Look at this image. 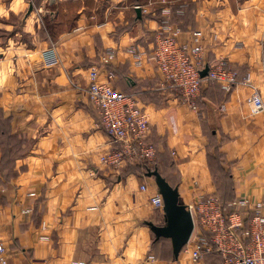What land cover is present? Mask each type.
<instances>
[{
	"label": "crops",
	"instance_id": "obj_1",
	"mask_svg": "<svg viewBox=\"0 0 264 264\" xmlns=\"http://www.w3.org/2000/svg\"><path fill=\"white\" fill-rule=\"evenodd\" d=\"M165 20L181 29L182 44L202 32L206 65L226 59L236 89L204 81L197 110L166 92L150 60ZM94 70L140 98L153 166L183 204L216 195L254 207L264 198V112L252 114L249 99L255 88L264 101V0H0V229L9 264H219L216 252L192 262L191 244L173 260L171 242L148 226L165 219L151 204L154 179L139 165L101 162L115 146L90 102Z\"/></svg>",
	"mask_w": 264,
	"mask_h": 264
},
{
	"label": "built area",
	"instance_id": "obj_2",
	"mask_svg": "<svg viewBox=\"0 0 264 264\" xmlns=\"http://www.w3.org/2000/svg\"><path fill=\"white\" fill-rule=\"evenodd\" d=\"M171 13V9L163 11L168 18ZM181 34V29L173 26L169 20H165L157 32L150 60L163 76V89L180 98L193 110L198 109L197 101L204 81L218 84L226 93L236 89L240 84L238 73L230 68L226 59H219L214 65H206L203 58V33L193 32V44L180 43ZM130 53L135 58V65L142 66L143 54L136 48H131ZM47 58L53 59L54 55L48 53ZM113 58L114 55L110 54L103 61L108 64ZM207 67L208 76L203 79L201 72ZM99 76V70L90 73L88 94L98 113L100 127L115 146L101 157V162L113 170L127 164L153 166L157 160V150L147 142L151 125L140 98L116 89L112 83V75L105 82L100 81ZM244 84L250 85V79L247 78ZM253 89L249 105L252 114L256 115L264 112V101L261 93ZM154 187L156 191L151 197V204L164 214L163 198L155 184ZM149 189L148 185L141 187L143 192ZM188 208L193 216L195 231L199 232L188 243L191 245L187 248V253L192 262H200L216 252L220 258L219 264H264V198L252 207L248 199L226 203L216 195L201 196ZM244 209L248 210L245 213L251 212L249 218L245 217L249 220L248 226L243 222ZM31 211L26 209L23 213L29 214ZM202 231L206 235L201 234ZM0 264H9L1 229Z\"/></svg>",
	"mask_w": 264,
	"mask_h": 264
},
{
	"label": "water",
	"instance_id": "obj_3",
	"mask_svg": "<svg viewBox=\"0 0 264 264\" xmlns=\"http://www.w3.org/2000/svg\"><path fill=\"white\" fill-rule=\"evenodd\" d=\"M208 72L207 67L201 72V77L205 79ZM145 176L154 179L164 201V224L158 226L150 222L148 226L155 235L156 241L165 239L171 242L173 257L178 260L194 233L193 216L188 206L182 203L178 188L172 186L158 169L148 171Z\"/></svg>",
	"mask_w": 264,
	"mask_h": 264
},
{
	"label": "trees",
	"instance_id": "obj_4",
	"mask_svg": "<svg viewBox=\"0 0 264 264\" xmlns=\"http://www.w3.org/2000/svg\"><path fill=\"white\" fill-rule=\"evenodd\" d=\"M137 168H139V169H136V170L141 171V173L144 174V175H145L148 171L156 169V168H154V166H144V167L138 166ZM224 202H225V201H224ZM226 203H227V202H226ZM172 256H173V254H172ZM173 260H175L174 257H173Z\"/></svg>",
	"mask_w": 264,
	"mask_h": 264
},
{
	"label": "rangeland",
	"instance_id": "obj_5",
	"mask_svg": "<svg viewBox=\"0 0 264 264\" xmlns=\"http://www.w3.org/2000/svg\"><path fill=\"white\" fill-rule=\"evenodd\" d=\"M137 8H139V7H137Z\"/></svg>",
	"mask_w": 264,
	"mask_h": 264
}]
</instances>
